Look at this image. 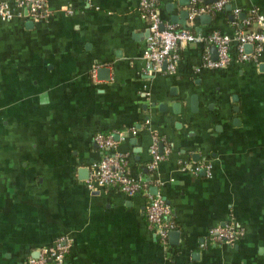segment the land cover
Listing matches in <instances>:
<instances>
[{"label":"crops","instance_id":"1","mask_svg":"<svg viewBox=\"0 0 264 264\" xmlns=\"http://www.w3.org/2000/svg\"><path fill=\"white\" fill-rule=\"evenodd\" d=\"M50 7L46 22L0 19V264H27L61 235L70 243L66 264H264V49L245 47L253 56L243 60L234 41L231 62L212 69L203 64L206 47L192 43L176 72L152 71L139 0ZM188 7L158 0L162 20L204 36L235 37L254 11L262 17L254 28H264V0H229L193 21ZM130 127L136 134L110 150L94 141L97 132ZM154 133L170 149L155 172ZM108 153L158 187L178 238L169 234L164 245L156 236L143 192L88 186ZM201 163L212 165L211 175L190 170ZM227 222L244 236L211 240L209 229Z\"/></svg>","mask_w":264,"mask_h":264},{"label":"built area","instance_id":"2","mask_svg":"<svg viewBox=\"0 0 264 264\" xmlns=\"http://www.w3.org/2000/svg\"><path fill=\"white\" fill-rule=\"evenodd\" d=\"M228 3L229 0H215L212 5H204L203 0H190L189 19L193 21L200 14L208 11H222ZM96 8L99 9V7ZM139 9L148 22L149 35L144 57L152 71H162L165 68V71L169 73L176 72L181 60V51L192 43H200L206 47L203 64L212 69L224 68L231 62V45L234 41L237 43V50L243 60L253 56L245 53L246 44H253L256 51L264 49V28L244 27L236 32L235 37H230L217 30L204 36L191 28H178L175 24L162 20L158 10V0H139ZM240 12L239 8L235 10V19L238 18ZM52 14L50 0H0L1 20H12L18 17L31 22H46ZM253 21L257 24L262 23V17L257 16L255 11L243 23L247 25ZM162 24L163 28H161ZM209 45L217 47V58L212 57ZM136 132L135 127L117 132L100 131L95 134L94 141L101 148L110 150L117 147L119 142L125 140L129 134H136ZM162 142V137L154 133L149 149L151 161L148 165L153 172L158 169L160 163L166 159L170 152L167 147L161 148ZM126 165L127 160L122 154H105L100 162L93 167L92 174L87 180L88 186L91 189L113 188L129 196L143 192L147 196L145 214L149 226L161 242L168 245L170 231L176 227L173 221L168 220L172 213L171 205L159 192L156 194L151 192V188L147 187L146 179L131 176ZM183 169L188 168L184 167ZM190 170L194 173L205 170L207 175H211L212 165L195 164ZM208 234L209 238L215 242L234 244L244 236V231L237 223L227 222L211 227ZM69 248L68 237L61 235L53 245L38 248L29 254L27 264H66Z\"/></svg>","mask_w":264,"mask_h":264},{"label":"water","instance_id":"3","mask_svg":"<svg viewBox=\"0 0 264 264\" xmlns=\"http://www.w3.org/2000/svg\"><path fill=\"white\" fill-rule=\"evenodd\" d=\"M189 3H190V0H182V4L183 5H189ZM201 18L210 21L211 20V15H209V14L201 15ZM174 21H175V18L172 17V22H174ZM161 28H163V24L161 25ZM148 34H149V32H148ZM245 47H246V49H252V44H246ZM212 52L216 54L214 58H217L218 57V51H217V47L216 46L212 47ZM103 71L107 72L104 69H103ZM80 172L83 173V176L81 177L82 179H88V176H89V173H90V168L86 167V166L82 167L80 169ZM151 192L153 194H156L158 192V187L157 186H153L151 188ZM179 235H180L179 231H173V232L170 233V238L171 237L178 238Z\"/></svg>","mask_w":264,"mask_h":264},{"label":"trees","instance_id":"4","mask_svg":"<svg viewBox=\"0 0 264 264\" xmlns=\"http://www.w3.org/2000/svg\"><path fill=\"white\" fill-rule=\"evenodd\" d=\"M255 24V21H253V22H251L250 24H247V25H244V27H251V28H254V25ZM193 31H195V28H193V27H190ZM213 29H211V31H212ZM151 174V173H150ZM149 176V175H148ZM148 181V185H147V187L150 189L151 188V186H152V182H151V180L150 179H148L147 180ZM150 182V183H149Z\"/></svg>","mask_w":264,"mask_h":264}]
</instances>
